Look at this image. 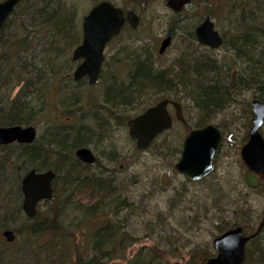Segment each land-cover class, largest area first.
Masks as SVG:
<instances>
[{
  "label": "trees",
  "instance_id": "trees-1",
  "mask_svg": "<svg viewBox=\"0 0 264 264\" xmlns=\"http://www.w3.org/2000/svg\"><path fill=\"white\" fill-rule=\"evenodd\" d=\"M72 1L21 0L0 31V125H28L36 121L43 124L42 134L32 143L0 145V231L12 227L17 232L14 242L0 241V264H108L118 259L127 260L125 264H153L154 250L151 254L150 250L141 248L127 258L138 237L121 219L109 220L93 229V233H86L87 245L83 250L80 245H74L71 229L60 226L53 217V213L60 216L70 202H75V206L76 202L86 203L87 208L82 212L88 217L95 214L99 202L106 198L107 202L112 199L111 209L117 213L120 204L127 207L131 203L125 197L116 196L119 192L116 181L107 171L91 172L98 158L94 163L83 162L75 150L91 144L94 135L101 136L108 123L102 118V112L117 118L123 109L141 107V112L161 98L180 100L184 96L193 101L200 113L198 127L231 106L242 92L255 89L261 95L264 9L257 0L228 2L225 12L231 16L239 8L240 12L224 42L230 55L222 58L200 44L195 30L186 26L183 31L187 33L181 37L186 45L175 61L166 66L156 63L159 52L155 45L141 43L135 48L123 45L120 54L115 55V66L119 64L125 71L107 70L105 67L112 63L105 59L100 74V78L106 76L103 101L95 109L91 108L92 116L83 118L64 115L65 110L68 113L83 107L78 89L85 82V79L77 82L73 79L75 61L71 53L81 42L83 31L79 4ZM207 3V9L211 8L212 2ZM124 29L134 31L127 25ZM40 45L43 47L39 49ZM65 56L70 59H64ZM13 73L17 80L12 84ZM21 81L23 85L13 95ZM64 98L67 103L63 102ZM47 110L52 112L44 116ZM123 122L127 124L126 118ZM31 168H52L56 172L53 197L39 205H50L63 191L62 202L50 206L51 215L42 216L39 208L32 218L23 212L21 180ZM18 217L23 221L15 227ZM237 224H242L247 233L258 226L236 221L220 228L219 233ZM7 246L11 249L9 253L5 251ZM72 247L78 250L72 252ZM212 255L211 251L197 249L187 264H205ZM243 264H264V228L248 243Z\"/></svg>",
  "mask_w": 264,
  "mask_h": 264
},
{
  "label": "rangeland",
  "instance_id": "rangeland-1",
  "mask_svg": "<svg viewBox=\"0 0 264 264\" xmlns=\"http://www.w3.org/2000/svg\"><path fill=\"white\" fill-rule=\"evenodd\" d=\"M97 1H72L79 4L81 27L84 14ZM113 1L126 9H134L141 17L137 29L134 31L124 29L119 37L107 46V58L112 64L105 68L109 71L120 70L122 73L125 70L121 65L115 66V55L120 54L123 45L135 48L145 43L155 45L158 52L161 40L170 34V31H174L171 45L163 54L158 53L159 56L155 57L158 65L166 66L175 61L186 45L179 36L183 27L195 29L204 16L210 15L227 40L236 23V15L240 12V8L232 16L225 12L224 9L230 0H193L181 12L172 10L167 5V0ZM207 1L212 2L211 8L207 9ZM257 1L260 8L264 9V0ZM41 46L43 47L40 45L38 48L40 49ZM211 49L212 54L218 58L230 55L229 48L225 44ZM72 54L73 52L71 56ZM64 59L68 60L70 57L65 56ZM75 66L76 62H73L72 71ZM105 77L100 78L93 85L85 79L78 89L83 107L68 113L65 110L64 115L75 114L83 118L92 116L91 108L95 109L103 101L102 86L106 82ZM16 80V74L13 73L11 83H15ZM21 85L23 81L15 86L13 95ZM255 91L252 89L242 92L231 106L211 121H207L219 125L223 131V138L215 155L213 172L200 180L189 178L175 166L181 156L185 136L191 128L200 124V113L189 98L182 96L180 99L186 122L176 120L171 129L162 133L145 150L136 147L135 140L129 135L128 125L123 122L124 118L128 120L129 117L139 113L141 107L123 109L122 114H118L117 118L102 112V118L104 117L105 122L108 123L102 130L101 136L94 135L91 144L88 145L98 157V164L90 170L91 172L100 169L107 171L116 181L119 191L116 196L125 197L131 202L130 206L125 207L120 204L117 213L111 209L112 199L107 202L106 198L104 202L103 200L99 202L95 214L88 217L82 212L87 208L84 207L86 203L76 202L75 206L73 204L75 202H70L63 207L60 216L53 213V217L60 222V226L71 229L70 231L74 233V245H80L83 250L87 245L85 237L93 233V229L109 220L121 219L124 226L138 237L137 242L131 246L127 258L132 257L141 248L150 250V253L154 250L156 260L153 264H187L197 249L214 253L213 238L219 233L220 228L236 221H246L249 226L256 227L264 215V183L257 188L247 185L245 181L247 166L241 156L242 145L248 139L252 124V101L260 97V93ZM67 101L63 99V102L67 103ZM59 104L62 105L60 100ZM49 112L51 113L52 110L45 111L44 116L49 115ZM171 112L174 113L173 107ZM90 120L92 122V119ZM34 124L40 136L43 132L41 128L43 124L37 121ZM262 132L264 134V125ZM168 146L175 150L172 152ZM177 149L180 151L177 152ZM111 153L114 154V158L111 157ZM59 185L62 186V180L59 181ZM62 197L63 191L62 196L53 201L54 205L60 204ZM86 201L88 200H84ZM53 203L38 207L40 211L42 210V216L51 215L50 206ZM88 203L91 204L92 201ZM18 218L15 220V227L23 221L22 217ZM2 240L6 242L4 237L0 238V241ZM71 250L76 252L78 247L77 249L72 247ZM5 251L9 253L11 249L7 246ZM126 262L127 260L118 259L108 264Z\"/></svg>",
  "mask_w": 264,
  "mask_h": 264
},
{
  "label": "water",
  "instance_id": "water-1",
  "mask_svg": "<svg viewBox=\"0 0 264 264\" xmlns=\"http://www.w3.org/2000/svg\"><path fill=\"white\" fill-rule=\"evenodd\" d=\"M21 0H0V31ZM190 0H167L174 11L180 12ZM140 15L133 9L125 11L111 0H99L83 16V38L73 50L72 59L79 61L73 71L75 81L84 77L89 84H95L100 77L105 61L107 44L120 34L127 21L133 28L140 23ZM198 41L206 46L217 48L224 42V37L215 28L210 16L196 27ZM172 43V35L165 36L159 47V53L165 52ZM174 108V114L170 110ZM254 116L249 130V138L241 148V156L247 165L245 181L252 188L259 187L264 180V135L261 131L264 125V89L261 98L253 99ZM175 119L186 122L181 101L172 98H162L147 107L141 113L128 119L129 135L141 150L149 148L154 140L163 132L169 130ZM37 127L34 124L0 125V144L12 142L32 143L37 137ZM222 131L215 123H208L191 129L185 136L181 156L175 166L178 171L188 175L193 180H200L210 175L214 170L215 155L222 141ZM75 154L86 163H94L97 156L86 146L78 147ZM56 173L53 169L38 171L30 169L22 178V207L28 217H34L37 205L41 200L50 199L54 188L52 181ZM264 228V215L255 231L245 232L241 224L225 229L213 238L214 255L205 264H243L246 260V249L253 239ZM3 235L8 241L15 239L13 229H5Z\"/></svg>",
  "mask_w": 264,
  "mask_h": 264
},
{
  "label": "bare ground",
  "instance_id": "bare-ground-1",
  "mask_svg": "<svg viewBox=\"0 0 264 264\" xmlns=\"http://www.w3.org/2000/svg\"><path fill=\"white\" fill-rule=\"evenodd\" d=\"M166 3H167V1H166ZM167 5H168V4H167ZM196 26H197V25H196ZM195 28H196V27H195ZM193 30H195V29H193ZM186 33H187V32H186ZM186 33H184V31L181 30V32L179 33V36H180V37L185 36ZM74 48H75V47H74ZM73 50H74V49H73ZM183 111H184V109H183ZM184 115H185V113H184ZM185 117H186V116H185ZM186 120H187V119H186ZM31 124H33V123H31ZM217 125H218V124H217ZM251 125H252V124H251ZM218 127H219V125H218ZM193 128H196V127H193ZM193 128H191V129H193ZM219 128H220V127H219ZM191 129H190V130H191ZM220 129H221V128H220ZM249 130H250V129H249ZM221 131H222V130H221ZM222 136H223V131H222ZM222 138H223V137H222ZM248 138H249V136H248ZM247 140H248V139H247ZM247 140H246V141H247ZM84 146L91 148V147L88 146V145H84ZM91 149H92V148H91ZM92 150H93V149H92ZM93 151H94V150H93ZM113 152H114V151H113ZM94 153H95V152H94ZM95 155H96V154H95ZM111 155H112L111 157L114 158V156H113L114 154L111 153ZM96 156H97V155H96ZM97 158H98V157H97ZM246 172H247V171H246ZM187 176H188V175H187ZM188 177H189V176H188ZM189 178H190V177H189ZM231 227H232V226H231ZM252 232H253V231H252Z\"/></svg>",
  "mask_w": 264,
  "mask_h": 264
},
{
  "label": "flooded vegetation",
  "instance_id": "flooded-vegetation-1",
  "mask_svg": "<svg viewBox=\"0 0 264 264\" xmlns=\"http://www.w3.org/2000/svg\"><path fill=\"white\" fill-rule=\"evenodd\" d=\"M192 1H193V0H190V2H188L187 6H188L189 4H191ZM187 6H186V7H187ZM207 16H209V15L204 16V18L207 17ZM204 18L202 19V21L204 20ZM202 21H201V22H202ZM201 22H200V23H201ZM200 23H199V24H200ZM199 24H198V25H199ZM198 25H197V26H198ZM197 26H196V27H197ZM195 29H196V28H195ZM81 161H82V160H81Z\"/></svg>",
  "mask_w": 264,
  "mask_h": 264
}]
</instances>
